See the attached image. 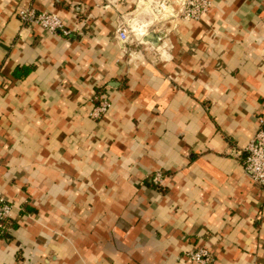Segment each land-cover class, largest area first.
<instances>
[{
    "label": "crops",
    "instance_id": "1",
    "mask_svg": "<svg viewBox=\"0 0 264 264\" xmlns=\"http://www.w3.org/2000/svg\"><path fill=\"white\" fill-rule=\"evenodd\" d=\"M140 1L0 0V264H194L202 247L264 264V188L244 170L264 130V0L191 21ZM29 9L71 33L24 25ZM126 19L143 34L123 40Z\"/></svg>",
    "mask_w": 264,
    "mask_h": 264
},
{
    "label": "built area",
    "instance_id": "2",
    "mask_svg": "<svg viewBox=\"0 0 264 264\" xmlns=\"http://www.w3.org/2000/svg\"><path fill=\"white\" fill-rule=\"evenodd\" d=\"M151 10H159L170 19H182L186 21L200 20L213 7L211 0H152L149 2ZM21 22L24 25H38L55 36H68L71 31L65 26L63 20L55 13L36 14L34 10H21L19 12ZM133 31L130 20H124L119 28V36L123 40H129ZM111 107V102L101 96L99 106H96L91 117L100 119L105 116ZM259 123L264 126V118H259ZM246 159L244 170L246 177L254 184L264 188V130H260L251 140L245 150ZM155 184L162 183V175L154 177ZM14 206L0 192V227L4 232L12 230L10 219ZM187 257L194 264H210L212 254L206 247L188 252Z\"/></svg>",
    "mask_w": 264,
    "mask_h": 264
},
{
    "label": "rangeland",
    "instance_id": "3",
    "mask_svg": "<svg viewBox=\"0 0 264 264\" xmlns=\"http://www.w3.org/2000/svg\"><path fill=\"white\" fill-rule=\"evenodd\" d=\"M150 3L148 2V3H146V1H144V0H141L140 1V4H139V6H138V10H144L146 7H148L149 6V8L151 9V7H150V5H149ZM127 20V19H126ZM131 22H133V25H131L132 26V28H133V32H135L136 34H138V35H141V34H143L141 31H140V29L136 26V24L135 23H137V21L134 19L133 21H131L130 20V23Z\"/></svg>",
    "mask_w": 264,
    "mask_h": 264
}]
</instances>
